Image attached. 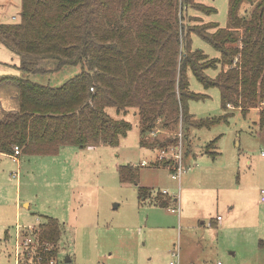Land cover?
Here are the masks:
<instances>
[{"label":"rangeland","instance_id":"1","mask_svg":"<svg viewBox=\"0 0 264 264\" xmlns=\"http://www.w3.org/2000/svg\"><path fill=\"white\" fill-rule=\"evenodd\" d=\"M21 1L0 0V24L19 21ZM195 1L215 11L204 14L183 8L185 23L198 24L192 18L196 15L203 22L230 27L229 0ZM257 1L244 0L238 14L248 13ZM192 48L210 58L220 55L196 34L192 35ZM18 64V54L0 44V75H21L13 66ZM79 70V66H66L49 74H31L29 79L59 86ZM219 70L209 68L206 74L215 78ZM187 74L190 90L207 96L189 102L191 119L229 112L227 120L196 127L179 118L175 128L161 127L159 121L145 138L162 146H143L136 110L117 114L115 108L107 107L109 116L131 124L118 146L65 145L52 155L21 153L19 163L12 157H0V264L15 262L17 228L22 240L31 233L27 226L36 230L47 217L59 221L57 264H169L178 262L172 251L179 247L186 261L196 255L199 263L264 264L258 263L264 254L260 245L264 241V202H260L264 127L259 125V112L251 109L244 116L240 109L224 110L217 87L206 88L190 71ZM169 137L177 139L169 144ZM213 140L210 150L217 153L215 157L205 152ZM144 160L147 165L142 164ZM127 164L138 168L137 183L119 179L118 166ZM179 166L184 169L181 178L173 179L171 172ZM141 186L149 188L145 199L140 197ZM163 190L182 196L181 222L178 212L170 210L173 204L167 208L157 203L158 194L169 197ZM217 215L220 220L215 219ZM210 217L216 225L209 224ZM21 251L19 257L30 263V252L20 256Z\"/></svg>","mask_w":264,"mask_h":264},{"label":"trees","instance_id":"2","mask_svg":"<svg viewBox=\"0 0 264 264\" xmlns=\"http://www.w3.org/2000/svg\"><path fill=\"white\" fill-rule=\"evenodd\" d=\"M243 1L229 0L230 27L225 28L196 15L198 24L185 23L183 8L215 11L195 0H22L19 21L0 24V44L18 54L19 64L13 66L24 73L0 75V86L12 85L18 92V109L0 119V153L13 154L14 146L30 155L57 154L65 145L118 146L131 124L109 116L107 107L117 114L136 110L143 146L156 147L159 141L149 143L145 133L159 121L175 128L179 118L196 127L227 120L229 112L191 119L189 102L207 96L190 90L188 71L204 87L218 88L224 110L240 109L245 116L257 109L263 128L264 0L240 16ZM193 34L219 57L193 49ZM66 66L80 70L59 86L29 79ZM209 68L220 69L215 78L206 74ZM214 141L205 151L213 157ZM117 172L123 182L138 181L137 167L119 165ZM139 192L145 199L149 188L141 186ZM156 199L161 207L170 200L161 194ZM37 228L36 246L24 252H30L31 263L46 264L57 255L59 221L47 217Z\"/></svg>","mask_w":264,"mask_h":264},{"label":"crops","instance_id":"3","mask_svg":"<svg viewBox=\"0 0 264 264\" xmlns=\"http://www.w3.org/2000/svg\"><path fill=\"white\" fill-rule=\"evenodd\" d=\"M17 95H18V92H17V89L14 86H12V85L0 86V119L4 116V113L6 111H15V110L18 109V98H17ZM18 156L16 157V159H14L13 158V154L0 153V157H12L17 163H19ZM262 157L264 158V156H262ZM180 178H181V175H180ZM2 185L3 184H0V186H2ZM182 191H180L181 194H182ZM167 195L170 198L167 208L169 207L170 204H173V206L176 205L179 208V211H178V214H177L178 215L177 216L178 222H181V220L183 219V213H184V208H185V205H184V203H182V200L180 201V197L182 199V196H180V194L179 195H176V194L169 195L168 193H167ZM163 197H165V196H163ZM171 197H173L175 200L172 199ZM260 202H262V201H260ZM203 216H204V214H202L200 217H203ZM218 216H220V215H217L215 217L216 220H217ZM187 217H188V215H185V218H187ZM215 219L210 217L209 222H210L211 225L212 224H215V225L217 224ZM201 223L203 224L204 220H202ZM6 235H8V234L6 233ZM260 245H263V247H264V241L263 240H261ZM178 249L180 250V253H182V254H180L179 250H177L178 251V258H179L178 264H211L208 261H203V262L199 263V259H197L199 257H197L196 255H192L190 257H186V259H188L186 261L185 257H184V253L181 250V247H179ZM218 262H220V261H218ZM261 262H264V254H263V256L260 254V256L258 258V263H261ZM14 264H17L16 263V255H15ZM215 264H217V262Z\"/></svg>","mask_w":264,"mask_h":264},{"label":"built area","instance_id":"4","mask_svg":"<svg viewBox=\"0 0 264 264\" xmlns=\"http://www.w3.org/2000/svg\"><path fill=\"white\" fill-rule=\"evenodd\" d=\"M20 154H21V149L18 146H14V149H13V158L16 159V157L18 155H20ZM261 155L264 156V152H261ZM142 164L143 165H146L147 162L146 161H143ZM183 171H184V169L181 166L177 167V169H175L174 172H171L172 178L173 179H179L180 178V175H181V173ZM162 193L163 194H167V191L163 190ZM171 198L173 199V197H171ZM260 201H262V202L264 201V191H262V195H261ZM170 210L172 212H174V211H177L178 212L179 211V208L175 205V207L171 208ZM220 219H221V217L218 216L217 217V220H220ZM209 224H210V222H209ZM32 227L33 226H27V231L29 233L30 232L31 233H30L29 236L25 237L22 240L19 239L20 228H17L16 229V233H15V255H16V263L17 264H26V263L22 262L21 261V258L19 257V250L20 249L22 250L21 253H20V256L21 255L24 256L25 255L24 249H27L31 245H36V243H37V241H35L36 240L35 237L37 235V230L38 229L35 230V227H34V229H32ZM32 236H33V238H32ZM172 255L175 256V257H178V251L177 250L172 251ZM28 264H41V263H39V262H35V263L32 262L31 263L30 262ZM46 264H57V263H56V260L55 259H50L48 261V263H46ZM169 264H178V262H176V261H170ZM217 264H220V262H217Z\"/></svg>","mask_w":264,"mask_h":264}]
</instances>
